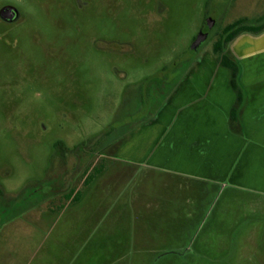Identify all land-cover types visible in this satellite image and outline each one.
I'll return each instance as SVG.
<instances>
[{
  "label": "rangeland",
  "instance_id": "1",
  "mask_svg": "<svg viewBox=\"0 0 264 264\" xmlns=\"http://www.w3.org/2000/svg\"><path fill=\"white\" fill-rule=\"evenodd\" d=\"M7 5L20 18L0 17V229L37 220L33 264L56 245L49 260L64 264H264V205L253 196L215 203L217 188L195 187L190 197L212 204L188 214L175 177L123 156L126 136L214 54L226 26L264 22V0H0V11ZM60 185L79 186L82 202L56 219ZM45 207L53 214L36 218Z\"/></svg>",
  "mask_w": 264,
  "mask_h": 264
},
{
  "label": "crops",
  "instance_id": "2",
  "mask_svg": "<svg viewBox=\"0 0 264 264\" xmlns=\"http://www.w3.org/2000/svg\"><path fill=\"white\" fill-rule=\"evenodd\" d=\"M228 49L241 66L239 81L244 92L243 103L235 114L237 93L231 85V70L214 54H208L192 64L158 113L140 123L125 139V162L175 177V189L189 195L183 197L180 193L175 202L187 203L188 214L195 216L202 210L198 205L212 204V198L203 195L190 197L188 190L195 187L201 192L203 188H217L221 195L215 196V203L248 204L239 195L244 193L255 198L254 205H264V31L242 32ZM55 188V195H65L67 200L54 212L60 219L70 207L78 209L82 194L79 186L71 187L66 194L62 185ZM52 210L45 207L35 217L42 219V214H53ZM36 222L18 216L2 225L0 264H33V257L44 243L37 239L36 232L41 236L42 228ZM56 246H50V252L46 247L45 260L38 264H64L52 260Z\"/></svg>",
  "mask_w": 264,
  "mask_h": 264
},
{
  "label": "trees",
  "instance_id": "3",
  "mask_svg": "<svg viewBox=\"0 0 264 264\" xmlns=\"http://www.w3.org/2000/svg\"><path fill=\"white\" fill-rule=\"evenodd\" d=\"M245 31L261 33L264 31V22L260 24H247L244 19H238L224 28L222 34L213 45L214 54L221 65L231 70V85L237 93L236 107L233 108L232 114H235L237 106L243 103L244 92L239 81L241 66L236 57L228 50V45L237 35Z\"/></svg>",
  "mask_w": 264,
  "mask_h": 264
},
{
  "label": "water",
  "instance_id": "4",
  "mask_svg": "<svg viewBox=\"0 0 264 264\" xmlns=\"http://www.w3.org/2000/svg\"><path fill=\"white\" fill-rule=\"evenodd\" d=\"M5 14H7L8 16H6L7 17V19H13L14 17H16V11H15V9H9L8 11H7V13H5ZM208 34H209V30H207V29H203L198 35H197V37H196V39L194 40V42H193V44H192V51H196L197 49H198V47L200 46V45H202L205 41H206V39H207V37H208Z\"/></svg>",
  "mask_w": 264,
  "mask_h": 264
},
{
  "label": "flooded vegetation",
  "instance_id": "5",
  "mask_svg": "<svg viewBox=\"0 0 264 264\" xmlns=\"http://www.w3.org/2000/svg\"><path fill=\"white\" fill-rule=\"evenodd\" d=\"M9 9H11V10H12V9H15V11H16V17H14L13 19H7V17H6V16H8V15L5 14V13H7V11H8ZM0 17H1L5 22H7V23H16V22L19 20V18H20V13H19V11H18L15 7L7 5V6H4V7L1 9V11H0ZM194 39H196V37H195ZM199 47H201V45H200ZM199 47H198V48H199Z\"/></svg>",
  "mask_w": 264,
  "mask_h": 264
}]
</instances>
